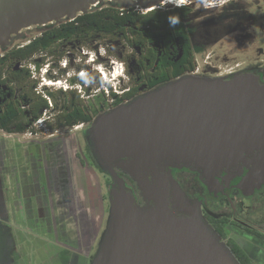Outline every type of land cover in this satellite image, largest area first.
Returning a JSON list of instances; mask_svg holds the SVG:
<instances>
[{
    "label": "flooded vegetation",
    "instance_id": "obj_1",
    "mask_svg": "<svg viewBox=\"0 0 264 264\" xmlns=\"http://www.w3.org/2000/svg\"><path fill=\"white\" fill-rule=\"evenodd\" d=\"M259 1L222 0L213 16L224 24L221 26L223 38L230 37L233 47H245L257 57L244 61L242 67L236 64L235 70L219 76L197 68L186 75L229 79L236 74L249 73L264 85L263 51L250 50L255 42L252 28L256 23L250 8L261 7ZM187 27L191 28L189 24ZM51 28L39 26L41 30L34 37H42L44 30ZM213 32H208L209 37L197 44L191 41L196 30L191 34L192 45L205 47L202 53L195 54L196 64L197 57H204V65L211 63L210 55L205 53L216 41ZM65 44L70 50L71 40ZM57 45L53 44V53L42 51L36 56L40 58L38 72L42 76L35 90L40 95L55 87L45 86L47 81H60H56L59 78L56 69L61 71V77L67 75L65 82L71 89V66L62 65L70 52L67 50L65 54L62 50L63 57L57 58ZM173 53L171 62L182 59L181 50L175 58ZM137 54L138 58L142 57L139 51ZM127 64L131 67L129 71L134 72L135 61ZM248 65L252 69L247 70ZM59 83L57 88L63 89L61 81ZM6 84L13 89L0 90V104L4 100H17V83L10 82L8 77ZM4 90L6 95L2 99ZM24 107H21L22 119H10L9 130L0 129V264H92L107 227L111 191L117 189L111 176L96 162L93 140L83 138L93 121L76 129L59 128L60 110L52 100L39 112V118L26 113ZM74 129L79 130L78 137L63 133ZM252 159L248 156L245 161L249 163ZM251 167V164L240 163L238 167L223 169L208 178L193 165L161 166L164 174L176 182L205 230L235 264H264V181L257 187L248 181ZM114 170L123 180L125 189L134 196L138 208H149L152 203L142 198L136 183L125 172ZM169 186L172 187L170 183ZM169 207L179 217H190L185 210L176 207L172 194Z\"/></svg>",
    "mask_w": 264,
    "mask_h": 264
},
{
    "label": "water",
    "instance_id": "obj_2",
    "mask_svg": "<svg viewBox=\"0 0 264 264\" xmlns=\"http://www.w3.org/2000/svg\"><path fill=\"white\" fill-rule=\"evenodd\" d=\"M101 1L0 0V47L33 26L74 20ZM109 1L144 9L161 2ZM89 132L97 164L117 185L92 264H235L161 166L193 165L211 178L240 163L251 164L248 181L255 187L263 182L264 85L258 77L185 75L99 115ZM248 156L253 157L249 163ZM115 168L136 183L142 198L152 203L149 208H138ZM170 194L176 207L190 217L170 210Z\"/></svg>",
    "mask_w": 264,
    "mask_h": 264
},
{
    "label": "trees",
    "instance_id": "obj_3",
    "mask_svg": "<svg viewBox=\"0 0 264 264\" xmlns=\"http://www.w3.org/2000/svg\"><path fill=\"white\" fill-rule=\"evenodd\" d=\"M160 3L147 12H140L138 9L143 7L139 4L127 7L122 2L103 0L87 12L79 14L74 20L64 18L45 25L52 28L44 30L42 37L29 35L25 30L21 32V36L12 37V42L0 47V90L9 87L6 79L10 77V82L17 83L19 92L16 101L4 100L0 104V129L9 130L10 119L23 118L22 106H25L26 113L39 118V112L48 107L50 100L60 110L59 128L72 129L87 125L110 109L129 103L185 76L186 73L193 72L197 68L195 54L205 50V47L194 46L190 41L194 29L188 28L187 22L193 13V7L191 4L177 7ZM170 16H179L180 22L171 26L168 19ZM13 40L24 44L13 45ZM70 40L79 43V47H87L90 50L93 49L88 44L95 41H99L104 50L108 48L109 42L123 45L128 52L126 58L119 60L124 66L126 84L119 90L109 89L108 96L101 91L92 95L89 101H84L83 94L88 93L89 88L84 87L87 76L82 75L71 77V89L59 88L45 91L41 95L37 93L35 88L39 81L34 75L38 74L40 65L34 62L33 69H30L29 65L23 64L32 62V59L42 51L53 53L54 43H58L56 47L58 50L55 53L57 58L61 59L64 55L60 50L61 45ZM180 50L183 53L182 59L176 63L171 62L170 54L174 52L175 58ZM138 51L142 55L141 58L137 56ZM107 52L115 57L109 50ZM130 61H135L132 67L135 69L134 72L129 71L131 67H128L127 63ZM96 82L101 84L99 77ZM104 82L106 83L104 86H109L108 82ZM77 85L81 89L84 88L83 93L77 92ZM3 92L2 99L6 95L5 90ZM13 96L11 94V98Z\"/></svg>",
    "mask_w": 264,
    "mask_h": 264
},
{
    "label": "rangeland",
    "instance_id": "obj_4",
    "mask_svg": "<svg viewBox=\"0 0 264 264\" xmlns=\"http://www.w3.org/2000/svg\"><path fill=\"white\" fill-rule=\"evenodd\" d=\"M164 0L163 2H165ZM203 0H188L185 4L182 5H189L193 7V13L190 16V19L188 24L191 28H194L196 30V33L191 37L192 44H197L202 40H205V38L209 37L208 32H213L211 34L212 37L216 40L214 44L210 45L207 48L206 55H210V64L204 65V57L199 58L197 57V66L199 71H206L212 74L213 76H219L223 73H226L228 71H233L236 69V64H240V66H243L244 61H251L253 57H257L254 53H251L248 49L245 47H239V49H236L233 47V44L231 42L230 37L226 36V38L222 37V24L217 18H214L213 16L216 14V9L218 8V4L221 3L222 0H208L210 3L212 2V7L209 9H205L202 6ZM259 1L258 4H261V7L257 9H251L250 8V14H253L255 16L256 23L253 25L252 28V34L255 37V42L252 44L253 47L250 46V50L258 49L259 51H263L264 54V2L262 3ZM163 2H161V5H164ZM171 5V4H168ZM143 9V8H142ZM38 28L31 27L29 29H25V31L29 35L37 36V33L39 32ZM214 33H217L216 36H214ZM213 39V40H214ZM102 42V41H101ZM16 44H24V42H18L15 41L13 45ZM211 44V43H210ZM79 43L76 41L71 42V49L69 50V45L65 44L60 48V50H64L65 54H67V50H69V54L66 55V59L62 62L66 64L67 66H71V77L76 76L80 77L82 75L87 76V79L84 81V87L89 88V92L83 94L84 101H89V99L92 98V95L98 94L101 91L104 92L105 96H108V93L110 92L109 89H112V91L119 90L120 87H123L127 82V77L124 73V66L120 62V58H125L127 55L128 50L122 45H119L117 42H109L108 48L103 49L101 47V44L99 41L91 42L89 43V47L91 46L93 50L88 49L87 47H79ZM233 48V49H232ZM109 50L111 53L115 54V57L109 55L107 52ZM264 57V56H263ZM97 59V62L95 60ZM93 61V62H92ZM34 62H40L39 57H35L32 59V62L24 63L23 65H29L30 69H33ZM92 63L94 65H92ZM118 63L119 73H121V78H111L109 83V86H104L106 83L103 81L102 74H99L98 70L99 68H103L105 70L110 71L111 68L114 67L113 64ZM131 64V62H129ZM129 64V65H130ZM60 65H58L59 67ZM130 67V66H129ZM247 70L252 69L251 65H248ZM56 73L59 74V78L56 79V81L60 80L63 87H69V84L65 82V78L67 77L66 74H64V77H61V71H57ZM102 75V76H101ZM38 80L40 81L42 74L38 72V74L34 75ZM97 77H99L101 84H99L97 81ZM208 78V77H204ZM216 78V77H213ZM53 81V80H52ZM107 82V81H106ZM77 92L80 93L84 88H80L77 85ZM58 89L57 87L52 88V90ZM39 90V87H38ZM63 133L71 135V137H78L77 134H79V130H73L71 133H67V131H63ZM83 138H90V133L87 132V134H83Z\"/></svg>",
    "mask_w": 264,
    "mask_h": 264
},
{
    "label": "bare ground",
    "instance_id": "obj_5",
    "mask_svg": "<svg viewBox=\"0 0 264 264\" xmlns=\"http://www.w3.org/2000/svg\"><path fill=\"white\" fill-rule=\"evenodd\" d=\"M188 0H166L165 1V4H172V5H176L179 4L180 6L182 4H185ZM114 67L110 69V71L108 70H105L103 68H99L98 71L101 72V74L103 75L104 79L107 81V82H110L111 78L115 77V78H118L121 76V73H119V68H118V63L117 64H113ZM59 81V80H58ZM55 82V81H54ZM53 81L51 82L50 80L47 81L46 85L45 86H51V87H59L60 85V81L58 83H54Z\"/></svg>",
    "mask_w": 264,
    "mask_h": 264
},
{
    "label": "built area",
    "instance_id": "obj_6",
    "mask_svg": "<svg viewBox=\"0 0 264 264\" xmlns=\"http://www.w3.org/2000/svg\"><path fill=\"white\" fill-rule=\"evenodd\" d=\"M163 4L165 5V2H163ZM202 6L205 8V9H209V8H211L212 7V2L210 3V1H208V0H203L202 1ZM152 9V8H151ZM151 9H138L140 12H147V11H149V10H151ZM204 63H205V61H204ZM206 65V64H205ZM197 69H198V66H197ZM229 72H231V71H229ZM43 81H44V83L46 82V80L45 79H43ZM66 87H63V89H65ZM77 127H75V129H76Z\"/></svg>",
    "mask_w": 264,
    "mask_h": 264
},
{
    "label": "clouds",
    "instance_id": "obj_7",
    "mask_svg": "<svg viewBox=\"0 0 264 264\" xmlns=\"http://www.w3.org/2000/svg\"><path fill=\"white\" fill-rule=\"evenodd\" d=\"M179 6L180 5L177 4V7H179ZM168 19H169V23H170L171 26H175L176 24H178L180 22L179 21V16H170Z\"/></svg>",
    "mask_w": 264,
    "mask_h": 264
}]
</instances>
